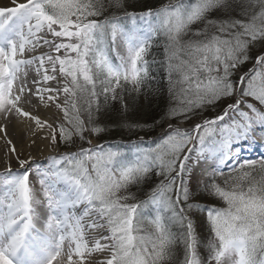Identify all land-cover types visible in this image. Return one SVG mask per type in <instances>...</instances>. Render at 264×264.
Here are the masks:
<instances>
[{
    "label": "snow or ice",
    "instance_id": "obj_1",
    "mask_svg": "<svg viewBox=\"0 0 264 264\" xmlns=\"http://www.w3.org/2000/svg\"><path fill=\"white\" fill-rule=\"evenodd\" d=\"M130 7L0 0V264H264V0Z\"/></svg>",
    "mask_w": 264,
    "mask_h": 264
},
{
    "label": "trees",
    "instance_id": "obj_2",
    "mask_svg": "<svg viewBox=\"0 0 264 264\" xmlns=\"http://www.w3.org/2000/svg\"><path fill=\"white\" fill-rule=\"evenodd\" d=\"M126 2L131 5L129 11H143L149 7H159L161 4L166 3L167 0H126ZM155 56L158 60L163 59V50L158 49L155 52ZM250 64L248 65V67ZM158 75L159 72H158ZM159 84H166V81L161 79ZM166 95H149L147 93L141 95L137 101V107L139 108V115L141 118L150 119L152 117H158L165 107ZM219 109H217L218 111ZM211 114V110L206 112L204 115ZM156 133H153L155 135ZM121 138V133L119 131H113L109 139H119ZM124 139L128 136L124 135Z\"/></svg>",
    "mask_w": 264,
    "mask_h": 264
},
{
    "label": "bare ground",
    "instance_id": "obj_3",
    "mask_svg": "<svg viewBox=\"0 0 264 264\" xmlns=\"http://www.w3.org/2000/svg\"><path fill=\"white\" fill-rule=\"evenodd\" d=\"M41 115L47 116L49 115V113L42 111ZM10 135H12L11 131H10ZM14 143L17 144L18 148H25L26 151L29 150L26 148V141L24 139L23 132L19 129H17L16 133L14 134ZM5 151H6V145L3 142V140H0V168L3 166ZM31 151L34 156L38 155L34 149H32ZM12 163H14V161Z\"/></svg>",
    "mask_w": 264,
    "mask_h": 264
},
{
    "label": "rangeland",
    "instance_id": "obj_4",
    "mask_svg": "<svg viewBox=\"0 0 264 264\" xmlns=\"http://www.w3.org/2000/svg\"><path fill=\"white\" fill-rule=\"evenodd\" d=\"M250 66H251V64H250ZM61 150H63V149H61ZM12 166H13V168H15L16 167V164H15V162L14 163H12ZM3 169V166L0 168V170H2Z\"/></svg>",
    "mask_w": 264,
    "mask_h": 264
}]
</instances>
